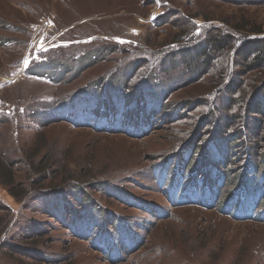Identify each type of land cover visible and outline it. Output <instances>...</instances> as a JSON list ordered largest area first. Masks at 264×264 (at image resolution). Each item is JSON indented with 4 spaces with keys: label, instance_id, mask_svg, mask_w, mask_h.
Instances as JSON below:
<instances>
[{
    "label": "rangeland",
    "instance_id": "1",
    "mask_svg": "<svg viewBox=\"0 0 264 264\" xmlns=\"http://www.w3.org/2000/svg\"><path fill=\"white\" fill-rule=\"evenodd\" d=\"M185 17L198 23L258 25L264 23V3L0 0V161L10 165L14 175L12 186L0 180V264H264V223L236 222L213 211L170 206L167 193L172 188L170 196L180 191L178 203L183 204L191 198L186 195L189 186L202 182L203 174L190 181L193 150L183 153L182 164L159 159L176 148L185 126L182 122L201 115L197 109L178 124L167 120V125L141 139L120 134L123 127L118 122L124 121L122 113L133 105L131 99L139 91L142 95L149 91L155 98L137 100L131 109L155 112L164 95L193 77L183 76L188 56L160 59L161 53L185 42L183 37L175 44L187 29L181 24ZM112 46L137 53L131 57L105 53L106 59L113 60L95 63L102 57L101 50ZM125 57L133 59L121 61ZM138 57L147 66L156 65L152 73L160 68L156 78L143 76L136 85L140 88L127 82L124 67L138 62ZM211 76L175 91L173 100L206 97ZM244 78L249 82L251 75ZM65 102L69 104L64 107ZM110 107L117 110L115 120L106 117ZM50 116L52 120H47ZM111 125L117 134L103 131ZM250 145L264 147L260 139ZM103 182L111 184L118 197L101 190ZM77 186L91 198L90 215L104 211L107 224L97 217L84 219L81 229L70 227L71 216L63 214L59 192L49 190L64 188L62 192L77 208L83 200L77 203L70 196ZM83 204L88 208L87 202L80 208ZM157 209L168 216L160 219ZM81 212L83 216L85 210ZM59 213L66 224L51 215ZM73 230L87 237L79 238ZM124 231L139 239L137 251L122 262L109 261L101 250L107 252L104 246L118 240L104 238L112 234L127 241Z\"/></svg>",
    "mask_w": 264,
    "mask_h": 264
},
{
    "label": "trees",
    "instance_id": "2",
    "mask_svg": "<svg viewBox=\"0 0 264 264\" xmlns=\"http://www.w3.org/2000/svg\"><path fill=\"white\" fill-rule=\"evenodd\" d=\"M219 1L236 5H260L264 3V0ZM185 18L181 24L186 26L187 29L182 32L181 38L177 36L176 39L178 40L175 44L179 43V39L183 37L185 42L175 45L172 50L167 48L170 51L161 53L160 59L176 58L181 54L188 56L190 60L188 62L189 67L187 73L183 76L185 78L188 73H191L193 77L188 76L190 77L188 81L178 85L179 87L176 86V89L170 90L167 95H164L162 101H158H161V108L155 112H145L140 108L134 109V111L131 109L133 105L137 106V100H146V97L148 99L155 98V96L152 97L149 91L142 95L139 89L138 94L131 99L134 101L133 105L128 108L126 114L122 113L121 117L124 116V121L118 122L120 127H123L120 134L129 135L133 139H141L149 136L162 125H167V120L169 123L178 124L182 122L181 120L187 119V116L191 117V112L197 109V112L201 115H194L189 118L188 122H182L181 125L185 126L182 129L181 137L176 143V148L172 149L169 155L159 159H161L160 163L174 159L175 163L182 164L183 153L185 151L192 152L193 150V155L190 158V181L203 174V177H201L202 182L193 187L189 186L186 195L191 198L185 199L183 204L178 203L180 191L172 195L174 198L170 196L172 188L167 193L169 203H171L170 206L175 209L192 207L213 211L236 222L264 223V147L256 149L257 145H250L253 141L260 139L263 141L264 146V23L258 25L245 24L241 21H238L236 25L221 21H202L198 23L195 18ZM122 49H124L123 46L106 47L105 50H101L102 57L96 60L95 63L104 59L105 62H111L113 59H106L105 57L111 55L112 52L130 55V57L137 53V50ZM126 58L128 57L122 58L121 61L125 62L133 59V57ZM137 61L131 66L125 64L124 67L128 68L127 82L140 88L136 86L138 85L137 82L142 81L143 76H146L145 79L149 77L156 78L155 75L160 68L152 73L155 64L147 66V63L139 57ZM165 67L166 62L164 61L161 69L163 70ZM246 74L251 75L249 82H246L244 78ZM206 76H211L205 90L209 92L206 97L183 102L173 100L175 91L181 88L183 90L187 86L191 88ZM175 83H180V81L176 80ZM130 89L132 88L130 87ZM187 97L189 98V96ZM66 104L69 103L65 102L64 107ZM112 105L116 104L113 103ZM93 106L100 107L98 104ZM143 106L140 105L143 109L146 108ZM154 106L153 104V108ZM110 111L106 117L115 120L117 110L113 109L112 111L110 107ZM161 112H163V116ZM99 114L100 117H104L105 112L101 109ZM258 116L259 118H257ZM132 117L134 120H132ZM46 119L52 120V116L46 117ZM98 125L103 126L105 122ZM99 126L98 131H100ZM113 129L114 126L111 125L104 128L103 131L109 132L108 134H117L113 132ZM210 169H212L211 171L214 170L213 173L210 172ZM12 170L13 168L10 165L0 161V180H2V184L6 186L14 184V175L10 174ZM100 187L111 198H116L120 194H115L112 190L113 186L107 182H103ZM63 190L64 188L57 187L49 191L52 193L59 192L58 197L64 202L63 214L71 216L68 218L71 220L72 226L70 227L75 226V229H79V224L83 223L84 219L88 221V219L93 220L97 217L103 218L105 224L108 223L106 221L107 216L103 214L104 211L98 216L90 215L92 213L91 198H88V193L84 188L77 186L69 194L74 202L78 203L79 199L83 200L82 202H87L88 208H86V204H83L80 208L82 202L77 204L79 205L78 209L74 208L69 195L65 196ZM14 191L12 190L14 196L19 197V195H16L18 192ZM135 205L138 208H143L141 204ZM82 209L85 210L83 216L81 215ZM157 212L162 220L169 214L168 212L162 213L158 209ZM63 214L51 215L55 219L58 218L61 224H66ZM86 215L88 217L83 218ZM256 215L257 218H254ZM118 221V219H114V222L118 223ZM114 226L118 234H121L122 231L116 227V223L112 224V227ZM121 228L122 230L125 229L124 226H121ZM73 231L74 235L79 238L87 237L81 232ZM125 234L127 241H119V236H112V234L104 238V241L110 238L120 242L116 241L114 245L113 242L105 245L104 249L107 252L101 250L102 253L110 256L108 257L109 261L122 262L124 256L134 253L135 250L137 251L139 239L134 240L129 233L125 232ZM117 254L120 257H117Z\"/></svg>",
    "mask_w": 264,
    "mask_h": 264
}]
</instances>
